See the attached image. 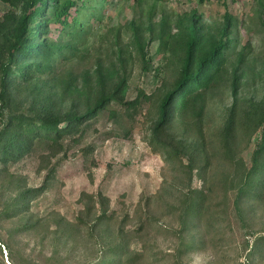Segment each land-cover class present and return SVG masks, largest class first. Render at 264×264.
<instances>
[{
	"label": "trees",
	"instance_id": "16d2710c",
	"mask_svg": "<svg viewBox=\"0 0 264 264\" xmlns=\"http://www.w3.org/2000/svg\"><path fill=\"white\" fill-rule=\"evenodd\" d=\"M0 1L7 8L0 17V181L14 185L12 166L38 150L48 159L66 152L67 142H81L101 112L119 122L123 112L132 117L149 101L155 115L147 141L172 173L168 189L153 201L175 222L154 221L150 198L138 205V224L129 230L131 216L111 211L101 193L84 194L74 220L36 216L32 202L46 191L54 172L47 167L41 187L20 180L19 189L11 187L0 218L17 225L7 230V239L0 233V264H69V256L82 248L91 256L74 264H186L202 245L216 250L226 242L225 231L234 221L250 227L264 206V53L250 61L251 47L239 49L237 24L225 1L223 17L210 23L196 9L175 20L161 14L158 20L156 4L138 0L145 8L142 16L106 32L98 31L104 18L94 7L97 0ZM207 1L197 0L199 6ZM258 4L256 21L264 32V0ZM96 37L101 44L92 46ZM155 42L175 77L154 97L141 91L129 101L133 68H152L149 49ZM226 93L232 102L214 121L210 107ZM114 104L119 107L113 109ZM197 179L200 188L194 187ZM42 230L53 248L44 261L17 240ZM252 234L251 257L264 260V234ZM154 236L174 238L173 253L152 244Z\"/></svg>",
	"mask_w": 264,
	"mask_h": 264
},
{
	"label": "rangeland",
	"instance_id": "374dc122",
	"mask_svg": "<svg viewBox=\"0 0 264 264\" xmlns=\"http://www.w3.org/2000/svg\"><path fill=\"white\" fill-rule=\"evenodd\" d=\"M97 1L99 4L95 1L94 7L103 14L104 18L98 31L103 32L112 27L121 28L132 19L138 20L142 16V11L145 10L139 5L138 0H109L105 5L107 8L100 4L101 0ZM224 1L237 24L234 28L236 32L234 37L239 49L249 45L251 50L248 59L254 61L259 58L260 60V56L264 53V32L256 21L259 0H209L201 6L197 0H149L148 4H156L158 20L161 14L175 20L180 15L183 16L196 9L203 15L205 21L213 23L223 17L226 11L223 6ZM6 9L5 4L0 1V17ZM100 44L99 37L91 40L92 46ZM157 48L158 43L155 42L149 49L153 58L150 64L152 68L145 71L141 64L133 68L130 90L127 94L129 101L135 100L141 91L154 97L164 83L168 84L175 77V68L167 66L163 55L157 54ZM147 102L149 101H145L136 112H133L132 117L126 116L123 112L124 117L119 122L111 116L110 112H101L87 126L81 142L72 140L67 142L68 150L56 157L43 159L47 156L38 150L34 155L13 165L11 173L14 178L9 180L15 184L11 186L4 178L0 181V213L13 194L10 191L11 187L19 189L17 186L19 180L27 187H41L49 175L47 167H50L54 168V172L46 191L32 202L31 211L36 216H43L46 219L51 214H58L68 220H74L83 209L84 194L88 196L101 193L109 199L111 211L121 217L127 213L131 216L127 221L129 230H133L138 224V215L135 214L138 205L140 202L144 205L150 198L152 199H150L149 212L153 220L165 225H175L172 217L165 216L166 209L157 210V202L153 201V197L162 189H168V183L172 181V173L166 168L163 158L152 152L149 147L147 137L155 111L153 103ZM231 102L230 96L226 93L212 103L210 110L214 121L219 117L214 115H220L222 107L230 105ZM112 106L113 109L119 107L117 104ZM245 157L249 158L247 153ZM1 185H5L6 188L1 190ZM194 187H201L200 180L197 179L194 182ZM15 221L0 218V233L5 239H7V230L17 225ZM249 224L250 227H246L234 221L231 228L225 231L226 242L220 243L216 250L212 249L211 244L202 245L186 257L185 263L264 264L260 256L251 257V246L256 238L252 233H257L258 236L264 234V206L256 211ZM154 237L150 238L152 244H155L158 249L173 253L172 249L176 244L174 238ZM17 240L20 242V247L34 258L44 261L52 255L51 236L46 234L45 230L20 236ZM247 243L250 244L249 248H246ZM91 246L95 250L94 245ZM2 250L8 261L5 248ZM91 253L82 248L75 255L69 256L70 263H78L84 259L83 257L91 256Z\"/></svg>",
	"mask_w": 264,
	"mask_h": 264
}]
</instances>
